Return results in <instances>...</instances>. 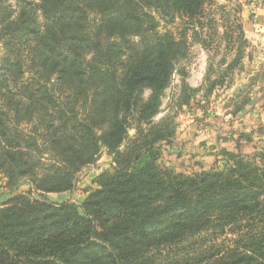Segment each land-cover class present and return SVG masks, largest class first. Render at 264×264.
Wrapping results in <instances>:
<instances>
[{"label":"trees","instance_id":"obj_1","mask_svg":"<svg viewBox=\"0 0 264 264\" xmlns=\"http://www.w3.org/2000/svg\"><path fill=\"white\" fill-rule=\"evenodd\" d=\"M10 1L0 0V175L31 190L0 207V264H264L259 157L222 150L193 175L161 161L176 136L172 114L157 119L163 93L191 29L201 42L207 0ZM176 20L180 32L161 30ZM196 91L183 81L178 106ZM103 149L112 167L82 205L45 198L74 189Z\"/></svg>","mask_w":264,"mask_h":264},{"label":"rangeland","instance_id":"obj_2","mask_svg":"<svg viewBox=\"0 0 264 264\" xmlns=\"http://www.w3.org/2000/svg\"><path fill=\"white\" fill-rule=\"evenodd\" d=\"M263 5L264 0H207L203 24L196 27L201 42L195 39L192 29L189 31V56L178 64L163 93L161 114L157 117L170 113L175 119L176 136L169 145H163L161 159L175 174L193 175L215 168L222 150L251 158L258 156L264 164ZM184 27L182 20L171 25L162 21L161 30L168 28L178 33ZM241 32L246 43L242 57L236 61ZM183 81L197 91L191 92L189 104L180 108ZM215 82L217 86L207 93ZM149 95L145 90L143 97ZM134 133L132 130L130 136ZM111 167L112 157L103 149L100 159L77 175L74 189L45 198L80 206L98 188L97 176ZM30 190L28 181L12 188L0 175V199L5 198L0 207Z\"/></svg>","mask_w":264,"mask_h":264},{"label":"crops","instance_id":"obj_3","mask_svg":"<svg viewBox=\"0 0 264 264\" xmlns=\"http://www.w3.org/2000/svg\"><path fill=\"white\" fill-rule=\"evenodd\" d=\"M261 10H262L261 21H262V23H264V5H263V7L261 8ZM49 195H63V193H62V194H49ZM4 199H5V198H1L0 201L2 202V201H4Z\"/></svg>","mask_w":264,"mask_h":264}]
</instances>
